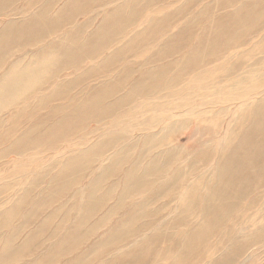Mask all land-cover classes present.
Instances as JSON below:
<instances>
[{"label": "bare ground", "instance_id": "1", "mask_svg": "<svg viewBox=\"0 0 264 264\" xmlns=\"http://www.w3.org/2000/svg\"><path fill=\"white\" fill-rule=\"evenodd\" d=\"M119 1L0 0V20L13 18L0 23V264H264L258 262L264 261L258 208L264 207V0L217 20L219 37L230 31L225 43L238 49L222 57V65L216 64L221 47L215 38L191 39L182 50L196 42L195 49L180 56L183 67L170 78L178 49L168 66L152 65L168 58L157 61L160 52L183 46L198 23L190 18L163 41L162 24L175 17L168 13L160 20L157 13L168 0ZM220 1L201 4L208 7L202 14ZM94 8L99 13L93 22L102 16L95 28L92 20L85 23ZM237 16L240 23L229 22ZM148 36L150 46L144 43ZM33 41L38 44L30 47ZM29 48L34 50L11 61ZM148 49L155 55L147 56L145 67L134 63V55L125 57ZM29 55L33 63L26 64ZM57 61L68 73L85 66L74 77L93 78L73 115L58 111L67 104L51 107L55 95L74 86L70 74L41 88ZM224 69L229 72L214 75ZM232 70L240 71L237 79ZM224 92L232 99L220 102ZM39 112L45 114L36 124L19 123ZM57 116L62 120L53 122ZM47 124L54 126L42 131ZM189 130L188 141L177 143L178 134Z\"/></svg>", "mask_w": 264, "mask_h": 264}, {"label": "rangeland", "instance_id": "2", "mask_svg": "<svg viewBox=\"0 0 264 264\" xmlns=\"http://www.w3.org/2000/svg\"><path fill=\"white\" fill-rule=\"evenodd\" d=\"M115 1H118V0H114V2ZM120 1H122V0H120ZM120 1L119 2H117V4H119L120 3ZM176 1H178V2H174V3H170L171 2V0H168L167 2H168V4H166V5H164V7H161L160 9H159V13H157V15H158V18L160 19V20H164V19H166V15L168 14V13H170V14H172V15H174V17H175V19L173 20V21H171V20H168V22H165V23H163L162 25V30H161V32L162 31H165L166 29H167V35L162 39L163 41H168V40H170L171 38V36L173 35H177L178 33H179V31L182 29L181 28V25L182 24H184L186 21H188V22H190L191 21V19H193L194 20V22H197L198 24H196L197 25V27H194L193 29H192V34L190 35V36H188L187 38H185V36H184V38H185V40L181 37V36H179V38H180V40H181V42H182V40H184L183 41V46H180V47H175V46H172V48L170 49V51L169 52H160V54L158 55V60L157 61H161V60H163V59H165L166 57H168L167 59H165L164 61H162V62H158V63H156L155 65H152V67H154L155 66V68L156 67H162L163 65H165V66H168L170 63H172V61L175 59V57H174V51H176L177 49V52L176 53H179L178 55H177V57H179L175 62H176V64H174V66L172 67V73L170 74V76H169V78L170 77H172V75H175L176 74V72L181 68V67H183V65H182V63H180L179 65H178V62H179V60H180V56H188V55H186V54H188V53H190V51H191V49L193 48V49H195L194 48V46H196L195 44H196V42L195 43H193L194 45H191V47H188L190 44H189V42H188V40H191V39H197V42H198V38H200V40L202 41V39L203 38H206V37H208V36H211L210 37V39H216V42L215 43H217V44H219V46L221 47V52H220V54H219V57H220V60L218 61V62H216V64H218V65H222V63H223V61L221 60V58L223 57V59L224 60H226V58L227 57H229V54H232V53H235L238 49H236V48H233V47H231V46H229V47H227V45H226V43H225V41H226V38L227 37H229V40H231V36L232 35H228L227 34V32H230V31H226L225 33H223L222 35H221V37H219L220 36V27L218 26V24H219V22L217 21L219 18H221V16L222 15H226L227 13H229V12H233L234 10H235V12L237 11V6L238 7H240L242 4H244V7H246L247 8V6H248V3L251 1V0H221L219 3H221V4H219V5H217L216 7H215V9H213L211 12H209V11H207V12H205L204 14H202L205 10H208L207 8L208 7H210V6H212V4L211 3H213V1L214 0H194L195 1V3L194 4H197L196 6H195V8H192V9H187L185 12H183V13H181V14H178L181 10H182V8L184 7V5H186L188 2H190V0H176ZM217 1V0H216ZM113 2V3H114ZM141 3H142V1H140ZM228 2V3H227ZM210 5H209V4ZM143 4V6L145 5V2L144 3H142ZM205 5V6H208V7H203V8H199V6L200 5ZM18 6H14L15 8H16V10L18 9V10H21V8H22V5L19 3V4H17ZM231 5V6H230ZM141 6V5H140ZM228 6H230V7H228ZM224 7H228V8H224ZM132 8V5L131 6H129L128 7V10H127V14H129V9H131ZM97 10H99V9H97V8H94V9H92V10H90V14H86L89 18L88 19H86V21H85V23L86 22H88V20L89 21H91L92 20V22L95 20V18L97 17V15H98V13H99V11H97ZM1 12V11H0ZM92 12H94L93 14H92ZM234 12V13H235ZM249 12H252V8H249ZM233 13V14H234ZM193 14V15H192ZM232 13L230 14L229 13V15H233ZM3 15H5V16H7V14H3ZM260 15L262 16L261 18H262V20L264 21V9L263 10H261L260 11ZM196 16V17H195ZM139 17V16H138ZM2 18V20H0V23H1V26L2 27H4V26H6V24H8L10 21L9 20H12L13 18H8V19H6L5 17H1ZM101 18H102V16H100L99 17V19H97V21H95V22H93V23H91L92 25H94V28L97 26V24L100 22V20H101ZM191 18V19H190ZM6 19V20H5ZM137 19V18H136ZM85 19L83 18V21H84ZM259 20V19H258ZM231 21L232 22H237V23H240V21H239V19H238V16L237 17H232L231 19H230V23H231ZM251 21L253 22L254 21V18H252L251 19ZM142 22V21H141ZM217 25V28H215V29H213V27L214 26H216ZM169 27H170V29H171V31H169ZM198 27H199V30H198ZM260 27V25H258L257 24V29ZM130 29H133V28H130ZM250 29H252L251 27H250ZM130 31V33H131V30H129ZM182 31V30H181ZM90 32V31H89ZM160 32V33H161ZM135 32L134 31H132V33L131 34H134ZM159 33V34H160ZM158 34V35H159ZM157 35V36H158ZM87 36V35H86ZM146 37V36H145ZM144 37V38H145ZM159 37V36H158ZM217 37V38H216ZM219 37V38H218ZM132 38V37H131ZM144 38H143V40H144ZM207 39V38H206ZM143 40L141 41V47L143 48ZM260 40V38L258 39V40H256V42H258ZM236 41V39H233V42H235ZM134 42V41H133ZM133 42H131V40H130V42L128 43V44H132ZM181 42L180 43H177V44H181ZM144 43H145V45H148V46H150L151 44H152V42L150 41V36H148V38H146L145 40H144ZM215 43H210L209 44V47H214L215 46ZM38 44V42H35V41H33V42H31L30 43V47H35L36 45ZM186 45H188L187 47V50H185V51H183L182 50V47H185ZM123 45H120V46H116V47H114V49L112 50V51H117V50H119L121 47H122ZM200 46H201V43H200ZM184 49V48H183ZM192 49V50H193ZM22 49L21 48H19V49H16V52H19V51H21ZM31 50H34V48L32 49V48H29L28 50H26V51H24L23 53H19V54H16V55H14V57H13V59L11 60V61H13L14 59H17V58H20V56L19 55H23V56H26V53L28 52V51H31ZM202 50H204V48H201V49H198V51H200L199 52V56H200V61L203 59L202 58V56H203V53H202ZM216 50V49H215ZM149 51V49L145 52V50L142 52V53H140L139 55H137V54H135L136 52H130L129 54H126L125 55V57L126 56H133L134 55V63H136L137 65H139V66H142L143 65V67H145V65H146V63L148 62V57L150 58V57H152V56H154L155 54L153 53V51L152 52H148ZM183 52V53H182ZM13 54V53H12ZM9 56H10V54L9 55H7V57H5L4 58V60H6V59H8L9 58ZM148 56V57H147ZM225 57V58H224ZM31 55H29L28 56V58H26L25 59V61H24V63H33V61H30L31 59ZM30 59V60H29ZM154 59V58H153ZM232 59V58H231ZM256 59V58H255ZM233 61H234V59H232ZM193 62H197V60H192ZM9 62V61H8ZM232 62V61H231ZM162 65V66H161ZM175 65H177V67H175ZM61 66H62V63L61 62H59V61H57V62H54V63H51L50 65H49V67H50V73L51 74H49L47 77H46V81L45 82H43V83H39L38 85H42L43 84V86L41 87L42 88V90H44V88L46 87V86H48V85H50V83L55 79V78H58V77H61V76H63V75H66L68 72L67 71H64L63 72V69L61 68ZM139 66H137V67H134L135 69L136 68H140ZM193 66V64H188V67H192ZM204 67V66H207V63H205V64H201V65H197L196 66V68L197 69H199V68H201V67ZM212 65H210V66H208V67H205L204 68V70H206V69H209L210 67H211ZM63 67V66H62ZM83 67H85V66H82L81 67V65H79L78 66V69H82ZM151 66H149V67H147L146 68V70H152V69H154V68H152ZM202 67V68H203ZM113 68H115V66L113 67ZM78 69H76V70H74V69H70L69 70V73L68 74H70L71 75V77H72V80H74L73 82H70V83H74V86L73 87H71L70 89H68L67 91H66V94L65 95H60L59 94V96H57V95H55L53 98H52V100H51V104H52V106L51 107H53V105H57V104H67L66 106H63L62 108H58V111H64V109L68 112V114L69 113H71L72 115L74 114V109H73V106H74V104L76 103V104H79V103H81L80 102V97H81V95H80V91L85 87V85L86 84H88V83H90V81L91 80H93V78H91V79H89V78H86V77H88V73L86 74H84V75H81V77H74V75H76L77 74V70ZM194 69V68H193ZM192 69V70H193ZM257 69H260V68H257ZM257 69L256 68H253L252 69V71L254 72V73H257ZM210 70V69H209ZM239 70H240V68H239ZM239 70H232V71H230L231 72V77L232 78H235L239 73H240V71ZM225 71H228L229 72V70L228 69H224V70H222V71H220V72H217V73H215L214 75L218 78V77H221L222 75H225V73H227V72H225ZM239 71V72H238ZM118 73H120L119 71H117ZM261 74H263L264 75V71H262V72H260ZM60 74V75H59ZM195 74V73H194ZM193 74V75H194ZM53 75V76H52ZM58 75V76H57ZM220 75V76H219ZM74 77V78H73ZM230 77V78H231ZM138 77H136V79H137ZM191 78H193L192 76H190V80H191ZM230 78H228V79H230ZM264 78V77H263ZM262 78V79H263ZM95 79H96V77H95ZM227 79V80H228ZM235 79H237V78H235ZM220 80H222V79H220ZM58 85V84H57ZM55 88V87H54ZM257 89V88H256ZM256 89H253V91L254 90H256ZM41 90V91H42ZM235 91H236V93L237 92H240V89H238V88H235L234 89ZM130 91V87H128L127 89H125L124 90V92L123 93H119V94H117V96L113 99V101H115V100H118V99H120L121 97H123V96H126L127 94H128V92ZM79 93V95L78 96H76L77 94ZM51 94V93H50ZM52 95V94H51ZM69 95V97H66V96H68ZM220 95H222V93H220ZM219 95V96H220ZM62 96H65L66 98L63 100V98H61ZM75 96H76V98L77 99H75ZM86 97V96H85ZM79 98V99H78ZM191 98L192 99H196V97H195V95H192L191 96ZM199 98H202V100H204V98L201 96V97H199ZM75 99V100H74ZM222 99L223 100H221L220 102H225V101H229V100H231L232 98L231 97H228L227 96V94H225V92L223 93V95H222ZM251 101H250V103H248V104H252V103H255L256 102V100L257 99H250ZM36 102H39V100H37ZM72 102H74V103H72ZM107 103H110L109 101H106ZM105 102V103H106ZM258 102V101H257ZM103 106V105H102ZM143 107L142 106H140L138 109H136L137 111L138 110H140V109H142ZM135 111V110H134ZM143 111V109L142 110H140V111H138L137 113L139 114L140 112H142ZM47 113H49V112H51V108H49L48 109V111H46ZM45 114V112H39V113H37L36 115H34L33 116V120H31L30 118H28V117H26L25 119H23V120H21V122H19V123H24V125L22 124L21 126L22 127H25L26 125L27 126H30L31 124H36L35 122H36V120H37V117L39 118L40 116H43ZM70 115V114H69ZM71 117V116H70ZM60 118V116H57V117H55L54 118V121L53 122H55V121H58L57 119H59ZM73 118H74V120H79V116L78 117H74L73 116ZM103 118V117H102ZM62 119H59V122L61 121ZM25 121H29V124L27 123V122H25ZM64 121H67V120H64ZM18 122H17V124H19ZM33 124V125H34ZM43 125L45 124V123H42ZM54 124V123H53ZM260 125H261V128L263 129V127H264V122H263V120H261L260 121ZM51 126H54V125H51V124H47V126H45L44 127V129L42 130V131H45V130H47L49 127H51ZM76 128V127H75ZM20 128H17V130H19ZM182 132V131H181ZM180 132V133H181ZM184 133H179L178 135H179V137L177 138V143H186L187 141H188V136H189V134H190V130L189 131H183ZM68 141V138L67 139H65V141ZM175 144V143H174ZM48 147H50V145L49 146H47L46 148H44V149H42V150H40L39 152H43V153H46L47 152V149H48ZM32 154V153H31ZM261 160V159H260ZM250 163H251V168L254 166V164H253V162L252 161H250ZM31 167V166H30ZM44 169V168H43ZM43 169H40L39 171H42ZM37 175V174H36ZM45 182V181H44ZM46 183H47V181H46ZM111 183L112 182H110V183H108L107 185H106V187H109V186H111ZM39 186V185H38ZM167 200V199H166ZM166 200H164L163 202H162V204H164V203H168V201H166ZM36 202V201H35ZM63 202V201H62ZM62 202H60V203H58V204H54L49 210H47V212L45 213V215H48L49 214V212L51 211L52 213H53V211H56V210H58L59 209V206L62 204ZM65 202V201H64ZM263 202H264V199H263ZM162 204H160V203H158V204H156L154 207H152L153 209H155V208H158L160 205H162ZM71 206V202H69L68 203V207H70ZM262 206V203H260V205H259V207L258 208H260V213L262 214V215H264V207H261ZM63 210V209H62ZM64 211V210H63ZM44 213H42V215H43ZM41 215V216H42ZM42 217H40V219L38 220V222L36 221V223L34 224V226L32 225V227H31V229H35L41 222H42ZM56 224H58V220L55 222L54 221V227H55V225ZM144 224V222L142 221V222H140V226L141 225H143ZM54 227H52V231L54 230ZM210 229H211V226L209 227ZM31 229H29L28 231H32ZM222 229V228H221ZM51 231V232H52ZM214 251V250H213ZM259 263L260 262H264L262 259H259V261H258ZM257 262V263H258ZM18 264H20V263H18Z\"/></svg>", "mask_w": 264, "mask_h": 264}]
</instances>
